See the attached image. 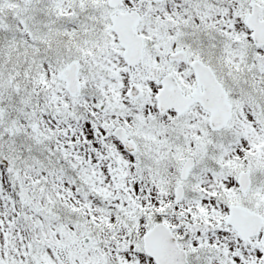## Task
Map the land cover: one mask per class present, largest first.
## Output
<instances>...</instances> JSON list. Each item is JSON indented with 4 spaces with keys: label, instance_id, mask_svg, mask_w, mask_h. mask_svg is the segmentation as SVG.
Wrapping results in <instances>:
<instances>
[{
    "label": "snow or ice",
    "instance_id": "6c2138e0",
    "mask_svg": "<svg viewBox=\"0 0 264 264\" xmlns=\"http://www.w3.org/2000/svg\"><path fill=\"white\" fill-rule=\"evenodd\" d=\"M0 264H264V0H0Z\"/></svg>",
    "mask_w": 264,
    "mask_h": 264
}]
</instances>
